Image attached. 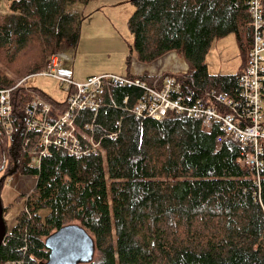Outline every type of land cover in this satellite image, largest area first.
<instances>
[{"label": "trees", "instance_id": "16d2710c", "mask_svg": "<svg viewBox=\"0 0 264 264\" xmlns=\"http://www.w3.org/2000/svg\"><path fill=\"white\" fill-rule=\"evenodd\" d=\"M77 1L15 0L0 15L1 88L12 89L44 70L63 45L78 46L83 16L68 12ZM249 1H131L128 64L133 55L152 63L177 52L189 69L172 76L190 102L207 90L237 97L253 44ZM230 34L237 37L242 65L234 75H211L206 60L212 44ZM167 76L139 77L161 86ZM138 94L113 89L97 115H81L84 122L95 120L105 156L76 157L53 149L38 170L22 146L32 96L23 87L13 91L17 132L7 136L0 130V178H5L0 193L15 175L36 176L37 183L15 226L7 228L1 264L45 263L46 239L69 224L94 238L92 264H264V173L260 202L254 198L253 173L241 164L253 147L219 144L220 130L207 132L185 115L170 113L161 122L137 119L130 109ZM7 211L4 206V217Z\"/></svg>", "mask_w": 264, "mask_h": 264}, {"label": "built area", "instance_id": "2783aa9c", "mask_svg": "<svg viewBox=\"0 0 264 264\" xmlns=\"http://www.w3.org/2000/svg\"><path fill=\"white\" fill-rule=\"evenodd\" d=\"M249 14L252 21L253 44L246 67L239 76V94L233 97L217 90H207L203 97L190 102L184 95L183 84L175 76L165 77L161 86L152 85L140 77L103 74L76 82L73 72L65 69L71 59L66 48L52 55L41 72L20 80L12 89L0 87V130L7 136L17 132V119L13 112V91L23 87L32 96L25 108V140L23 150L31 159L32 167L41 170L42 160L53 149L70 156H105L102 138L96 135V124L84 122V113L97 115L113 89L128 88L139 92L130 113L135 118L164 121L170 113L185 115L199 121L207 132L220 130L218 143L232 141L251 145L253 153L243 154L241 164L253 173L256 187L254 198L262 200L264 173V0H250ZM0 15H2L0 13ZM36 77L57 80L66 93L64 102L47 99L30 90L26 84ZM130 97L123 100L128 105ZM120 121L117 125L121 127ZM111 138L116 134L110 135ZM7 264H23L14 262Z\"/></svg>", "mask_w": 264, "mask_h": 264}, {"label": "rangeland", "instance_id": "374dc122", "mask_svg": "<svg viewBox=\"0 0 264 264\" xmlns=\"http://www.w3.org/2000/svg\"><path fill=\"white\" fill-rule=\"evenodd\" d=\"M13 1L15 0H0L2 16L10 11ZM134 10L131 0H92L88 4L78 0L68 8L69 13L83 16L77 51L71 47L66 50L67 54L71 55L69 64L74 66L76 82L86 81L89 75L96 74L95 71L125 75L135 70L139 64L135 62L137 60L135 55L131 57V64H128L131 56L130 46L133 44L128 22ZM244 41L247 44L246 37ZM64 48L65 45L62 49ZM247 48L249 50V47ZM242 59L237 37L230 34L212 44L206 62L211 75H234L239 71ZM66 67L72 71V66L68 68L66 64L65 69ZM26 87L41 92L57 102H64L66 99V93L60 83L53 78H32ZM36 183V176L22 175L10 177L4 183L2 200L4 206L8 208L5 220L9 230L15 226L17 217L25 208L26 200Z\"/></svg>", "mask_w": 264, "mask_h": 264}, {"label": "water", "instance_id": "95a60500", "mask_svg": "<svg viewBox=\"0 0 264 264\" xmlns=\"http://www.w3.org/2000/svg\"><path fill=\"white\" fill-rule=\"evenodd\" d=\"M4 179L0 178V185ZM6 234L7 224L4 217V204L0 193V264L1 247ZM45 244L49 251V258L42 264H92L96 259L97 248L94 238L85 228L78 224H69L62 227L50 235L46 239Z\"/></svg>", "mask_w": 264, "mask_h": 264}, {"label": "crops", "instance_id": "0c3cea01", "mask_svg": "<svg viewBox=\"0 0 264 264\" xmlns=\"http://www.w3.org/2000/svg\"><path fill=\"white\" fill-rule=\"evenodd\" d=\"M74 49H75L74 51H77V47ZM68 56L71 55L68 54ZM135 62H139L135 70L132 71V73L130 71L125 75L134 76V77L143 76L145 74H147L149 77H161L165 75L179 76L186 74L189 69V66L186 60L184 59V57L179 55L177 52H171L152 63H141L138 59L135 60ZM70 65L71 64L68 63V68H71L72 66V72L74 71L73 77L75 78L74 66L73 65L70 66ZM95 72L96 74L93 73L92 75L109 74L105 71H95ZM113 74L123 75L121 73H113ZM92 75H89V77Z\"/></svg>", "mask_w": 264, "mask_h": 264}, {"label": "bare ground", "instance_id": "6f19581e", "mask_svg": "<svg viewBox=\"0 0 264 264\" xmlns=\"http://www.w3.org/2000/svg\"><path fill=\"white\" fill-rule=\"evenodd\" d=\"M202 97V96H201Z\"/></svg>", "mask_w": 264, "mask_h": 264}]
</instances>
